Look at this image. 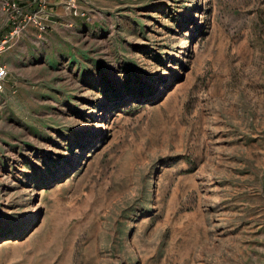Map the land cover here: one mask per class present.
Here are the masks:
<instances>
[{
  "label": "rangeland",
  "instance_id": "rangeland-1",
  "mask_svg": "<svg viewBox=\"0 0 264 264\" xmlns=\"http://www.w3.org/2000/svg\"><path fill=\"white\" fill-rule=\"evenodd\" d=\"M75 3L5 54L0 264H264V0Z\"/></svg>",
  "mask_w": 264,
  "mask_h": 264
},
{
  "label": "built area",
  "instance_id": "built-area-1",
  "mask_svg": "<svg viewBox=\"0 0 264 264\" xmlns=\"http://www.w3.org/2000/svg\"><path fill=\"white\" fill-rule=\"evenodd\" d=\"M59 4L75 11V0H26L24 5L20 0L2 1V9L10 22L8 30L0 33V92L8 81L9 68L5 61L7 50L28 22H31L39 33L45 30V21L53 15L52 8Z\"/></svg>",
  "mask_w": 264,
  "mask_h": 264
}]
</instances>
